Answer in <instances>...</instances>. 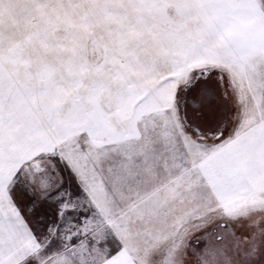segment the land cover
Returning <instances> with one entry per match:
<instances>
[{
	"label": "snow or ice",
	"instance_id": "1",
	"mask_svg": "<svg viewBox=\"0 0 264 264\" xmlns=\"http://www.w3.org/2000/svg\"><path fill=\"white\" fill-rule=\"evenodd\" d=\"M0 264H264V0H0Z\"/></svg>",
	"mask_w": 264,
	"mask_h": 264
}]
</instances>
